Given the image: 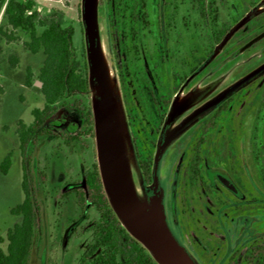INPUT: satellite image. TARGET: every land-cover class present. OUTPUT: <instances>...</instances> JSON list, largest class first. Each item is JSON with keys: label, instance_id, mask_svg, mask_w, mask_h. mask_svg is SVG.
<instances>
[{"label": "rangeland", "instance_id": "obj_1", "mask_svg": "<svg viewBox=\"0 0 264 264\" xmlns=\"http://www.w3.org/2000/svg\"><path fill=\"white\" fill-rule=\"evenodd\" d=\"M32 1L41 17L56 10L62 25L73 28V58L79 71L86 63L88 94L64 98L55 112L62 122H49V132L38 133L25 153L36 207L29 264H91L100 254L89 252L99 214L87 201L81 205L76 191L86 192L84 175L94 162L99 169L94 101L100 89L90 77L82 0ZM95 14L103 92L114 107L134 196L144 206L160 135L261 69L164 144L157 179L166 221L196 264H264V0H96ZM222 30L215 42L213 31ZM27 40L22 31L13 41L0 36V164L8 153L11 159L7 173L0 172L3 250L7 230L21 220L10 213L22 201L16 125L30 124L32 109L44 105L36 83L44 55L26 50ZM201 54L204 61L190 72ZM87 107L91 134L79 114ZM67 122L78 125L77 139L68 140ZM194 156L193 181L188 166ZM217 176L229 177L239 195L226 191ZM242 216L250 218L248 226ZM255 247L262 248L256 258Z\"/></svg>", "mask_w": 264, "mask_h": 264}, {"label": "trees", "instance_id": "obj_2", "mask_svg": "<svg viewBox=\"0 0 264 264\" xmlns=\"http://www.w3.org/2000/svg\"><path fill=\"white\" fill-rule=\"evenodd\" d=\"M203 3L204 0H195ZM0 11L6 20L5 27H0V36L6 41L14 40V32L22 31L28 35V40L23 46L32 54L40 49L44 55L42 66L39 70L38 80L41 82L40 92L44 99L41 109L34 108L31 111L32 122L28 125L17 122L16 135L21 162L22 201L10 210L12 215L21 217L18 224L6 232V248L0 247V264H29V256L36 233V207L31 195L28 175L26 171L25 153L32 139L38 133H48L45 127L49 122L61 123L56 115L58 105L64 98L88 94V79L86 66L83 71L78 70V62L73 58L72 37L73 28L63 26L58 12L53 10L48 16L41 17L34 9L32 0H0ZM199 13L203 15L202 9ZM41 32L38 33V29ZM224 30L216 33L213 31L215 42L224 37ZM205 56L201 54L195 59L190 72H194L204 61ZM10 62L14 64L16 59L11 57ZM32 74L26 69L24 84L29 86ZM0 93L2 89L0 88ZM220 108V107H219ZM216 111L218 117L222 107ZM79 114L84 122L85 131L91 134L93 130L92 111L89 107L80 109ZM214 120L211 121V125ZM66 127L69 134L68 140H75L80 134L77 124L67 122ZM11 159L8 153L0 164V172L6 174L10 167ZM141 169L147 179L150 178V167L148 163L141 164ZM84 187L86 192L77 190L76 195L81 205L87 201L99 214L96 224L95 239L90 248V253L100 249L91 264H157L149 251L121 224L110 205L104 190L97 163H93L84 175ZM86 193V197L84 195ZM1 241V238H0Z\"/></svg>", "mask_w": 264, "mask_h": 264}, {"label": "water", "instance_id": "obj_3", "mask_svg": "<svg viewBox=\"0 0 264 264\" xmlns=\"http://www.w3.org/2000/svg\"><path fill=\"white\" fill-rule=\"evenodd\" d=\"M81 6L90 77L100 89L98 98L94 101V118L98 139L99 172L110 205L121 224L149 251L157 264H196L175 239L165 219L157 179V164L165 141H160L157 147L153 185L148 193L147 204L145 206L140 204L134 196L114 107L103 92L102 69L97 46L96 0H82ZM260 70L251 73L207 103L164 140L177 134L199 115L218 105ZM36 83L41 87V82L36 81Z\"/></svg>", "mask_w": 264, "mask_h": 264}, {"label": "flooded vegetation", "instance_id": "obj_4", "mask_svg": "<svg viewBox=\"0 0 264 264\" xmlns=\"http://www.w3.org/2000/svg\"><path fill=\"white\" fill-rule=\"evenodd\" d=\"M176 79H179V78H177V76H176ZM225 100V99H224ZM223 100V101H224ZM186 127V126H185ZM184 129V128H183ZM183 129H181L180 131H182ZM176 130V129H175ZM174 130V131H175ZM174 131H172L171 132V134L174 132ZM179 131V132H180ZM178 132V133H179ZM177 133V134H178ZM171 134H169V135H171ZM177 134H175V135H173L172 137H170V138H168V139H166V140H164L167 136H164V135H160V137H159V140H158V143H157V147H158V144H159V142L160 141H165L164 142V144L167 142V141H169L170 139H172L173 137H175ZM155 159V158H154ZM195 160H196V158H195V156L194 157H192V159H191V164L188 166V168H189V176H190V178L194 181L195 180V178H197L198 177V174H197V170H196V168L194 167V165H193V163H195ZM153 169H154V164H153ZM153 169H152V180H153ZM212 177V176H211ZM158 178V177H157ZM217 181H219V184L226 190V191H228V192H230V193H232L233 195H235V196H237V195H239V189L238 188H236V185H235V183H233V182H231L230 181V179H229V177H224V176H217ZM158 189H159V191H160V193H161V188H160V184H159V181H158ZM241 192V191H240ZM243 208H245L243 205H242V209ZM245 217H247V216H242V221H243V223H244V225L246 224L247 226H248V224H249V220H250V218H249V220H247V219H245ZM166 219V218H165ZM245 219V220H244ZM167 222V221H166ZM167 225H168V223H167ZM168 227H169V225H168ZM169 229H170V227H169ZM170 231H171V233L173 234V236L175 237V239L178 241V243L180 244V245H182L181 244V242L178 240V238L174 235V233L172 232V230L170 229ZM183 246V245H182ZM184 247V246H183ZM184 249H185V247H184ZM261 249L262 248H257V247H255V248H253L252 250H251V254H252V256H254L255 258H256V256L258 255V253L259 252H261ZM186 250V249H185ZM187 251V250H186ZM188 252V251H187ZM189 254V253H188Z\"/></svg>", "mask_w": 264, "mask_h": 264}]
</instances>
